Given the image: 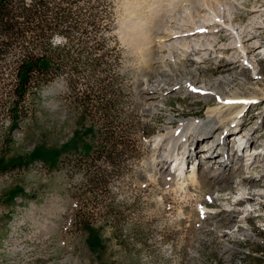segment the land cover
<instances>
[{
	"label": "rangeland",
	"instance_id": "1",
	"mask_svg": "<svg viewBox=\"0 0 264 264\" xmlns=\"http://www.w3.org/2000/svg\"><path fill=\"white\" fill-rule=\"evenodd\" d=\"M68 6L77 26L53 33L52 42L90 48L69 51L61 69L43 86H27L22 99H16L14 69L0 72V264H264V182L255 183L263 192L250 202L252 216L238 207L226 211L244 189L238 181L264 178V0H75ZM202 12L217 23L203 22ZM183 18L209 31L199 53L205 62L197 64L195 56L189 62L196 72L181 71L179 55L173 68L158 50L163 22L178 29ZM159 54L169 68L166 83L160 74L152 78ZM69 59L92 60L95 67L74 70ZM167 81L178 87L154 97ZM233 94V110L243 109L237 117L188 134L166 156L172 133L207 120ZM109 101L104 116L100 106ZM102 124L116 132L124 153L114 162H83L78 153L99 145ZM240 130H251L252 165L241 167L236 152L227 183L198 178V186L178 185L166 174L184 151L189 170L190 152L203 138L221 136L228 145ZM162 136L161 145L153 142ZM33 148L42 161L28 162ZM88 172L101 182H88Z\"/></svg>",
	"mask_w": 264,
	"mask_h": 264
},
{
	"label": "bare ground",
	"instance_id": "2",
	"mask_svg": "<svg viewBox=\"0 0 264 264\" xmlns=\"http://www.w3.org/2000/svg\"><path fill=\"white\" fill-rule=\"evenodd\" d=\"M186 8L188 10L186 12L190 13V8H188V7H186ZM195 12L200 13L197 10ZM201 17L203 19V22L210 23V25L217 23V21L213 19L212 15L205 14V12H202ZM187 20L188 19L185 20L183 18L182 22L180 24L178 23L179 24L178 29L174 28L173 26H169V27L167 26L166 27L167 23L163 22V24H164L163 30L164 31L158 30L159 33H157L155 37H157V39L159 40V42H158L159 43V48H158L159 52L161 50L166 51L168 56H169V63L168 64L174 62L173 68H174V66L176 67L175 64H176V61L179 60V57H178V55H179L181 58H183L185 60V63H183V65H181L180 70L183 72H185V71L196 72V70H197L196 67L190 68L189 62L192 60V57H194V56L200 57L199 58L200 60L196 59V60H198L197 64H201V63L205 62L204 53L201 54L202 56L199 53L205 52V50L207 49V48H205L206 43H203L205 40L202 42V39H205V37H206L205 34L209 33V31H207L205 29V27H204L205 23H202V25L199 28L194 29V28H192V26L187 25V23H188V22H186ZM142 21H144V20H142ZM191 24H194V22ZM136 25L137 24H135V27H136ZM184 26H188V27H186L187 29H185L184 33H182L181 28H184ZM212 28H215L214 25ZM237 39L239 42L240 38H237ZM238 46H239L238 47L239 49L241 48L243 50L240 42H239ZM263 47H264V45H263ZM175 50H178L179 52L177 51L178 53H176ZM174 53H176V56H173ZM157 57H158V55H157ZM159 58H160L159 66L156 68L154 75H152L153 76L152 78H156L155 75L160 74L159 78H161L162 81H164V80H167V78H168V74H169L168 69L169 68L168 69L166 68L168 64L167 65L165 64L164 55L159 54ZM245 61H246V63L248 62L247 58H245ZM156 79H158V78H156ZM168 82L169 81H167V84L165 87L163 86V89H162L163 91L161 90V92H156L154 94L155 96L152 94V91L151 92L149 91L151 93V96L149 98H151L153 95L154 97H156L158 99L162 95L167 94V93L171 92L172 90H175L178 87V85L176 86L175 84H172V83L169 84ZM164 83H166V82L164 81ZM236 96H237L236 94H233V95H229V97H225L222 100H220V102H219L220 105L209 111L210 115L207 117V120H198V121H194V122L193 121L188 122V123L184 124L180 128L179 131L172 133L171 136L169 137L168 141H166V143L163 145L164 147H166V149L168 147H169V149L171 148V150H168V152L166 153V156H168L171 152L175 151V149L179 143H181V144L184 143V141H186L188 138V134H189V136L192 134L196 136V135H198V132L200 130H203V129L207 130V131L214 130L215 128H217L215 123L220 124V123L225 122L226 120L231 121L232 118L235 117V115L237 117V115L240 114L241 109L240 110H237V109L233 110V106L235 104H237L236 101H234L233 97H236ZM236 108H237V106H236ZM209 121H210V125L207 124ZM237 135H238V137L236 138L237 140L231 139L232 141L228 145H226L225 143L223 144V138L221 136H215V137L208 136L206 138H203L202 142L198 143L197 147L192 149L190 152V158L192 159L193 162L191 163V166H190L191 168L189 170L186 169L187 167L185 168V162L188 161L189 154L187 155V153L184 151V153L182 155L180 154V156H179V154H178L172 160V162H170L168 164L167 169H166L167 170L166 174L171 176V179L178 185H183L186 180H189V181H191L193 186H198L199 185L198 178L203 179L202 181L204 183L205 182H211V183H215V184H219V183H223V182L227 183L226 182L227 179L225 180V177L227 175L226 172L229 171V169L231 168L230 162L233 160V158L237 157L236 154L239 153L240 156H242V158H241L242 162L240 163L241 167H245V169H246L250 165H252V149H250L251 143H249V144L246 143V142H251V138H250L251 137V130L245 131V132L240 130V132H238ZM162 138H163V136L157 137L156 139H154L153 142L157 141L156 144L161 145L162 142L164 141ZM236 152H238V153H236ZM199 153L201 155L200 157L198 156ZM200 158H202V160H203V162L200 165V168L202 170L198 171L200 169L198 167V163L201 162ZM206 162H208V163H206ZM169 165H171L173 167L172 170H170L168 168ZM232 165H233V163H232ZM262 167L264 169V164L262 165ZM227 178H228V176H227ZM257 182H264V178L262 177L260 180L258 179V181L254 180L252 182V176L251 177L248 176V177H246L245 182H243L241 180L237 182V184L239 185V188H244V189L240 190L238 192V195H236V197L234 196L235 199H234L233 208L231 207V210H226L229 214H233V212L236 213L237 211H235V208L238 207V213H239V210H241V212L244 213V216H246V215H248L249 212H251V216H252L253 211H252V204H250V202H251V200L257 199V195L259 193L262 195V192H263L262 190L256 189L255 183H257ZM207 199H208V197H207ZM201 207L202 206L199 207L200 210H201ZM203 209H204V207H203ZM200 212H201V214H205V212L203 210H201Z\"/></svg>",
	"mask_w": 264,
	"mask_h": 264
},
{
	"label": "trees",
	"instance_id": "3",
	"mask_svg": "<svg viewBox=\"0 0 264 264\" xmlns=\"http://www.w3.org/2000/svg\"><path fill=\"white\" fill-rule=\"evenodd\" d=\"M73 1L75 0H0V72L7 68L14 69L16 99H22L27 86L39 88L46 84L51 79V72L60 70L68 60L69 51L78 52L90 48L77 43L76 46L69 45L66 41L63 44L52 42L53 33L77 26L70 18L71 11L68 6ZM91 49L94 50L95 46L91 45ZM6 55L11 56L12 59L4 60ZM80 63L73 59L69 61L70 67L74 70L80 66L95 67L92 60L82 61V65ZM0 81H2L1 77ZM111 104L110 101L101 104L100 109L104 116L111 112L109 107ZM105 126L102 124L97 128L96 139L100 142L99 145L95 149L88 148L78 153L83 162L91 163L101 157L114 162L124 153L121 149H117L122 143L117 139L119 136L116 137V132L107 130ZM107 126H110V121H107ZM102 128L105 131H102ZM34 151L35 148L31 150L28 162L42 161ZM92 173L87 174L88 182L95 181V185L99 184L100 177L96 172Z\"/></svg>",
	"mask_w": 264,
	"mask_h": 264
}]
</instances>
